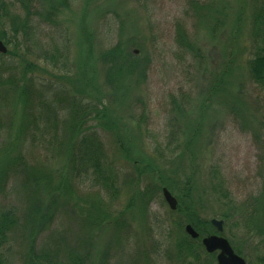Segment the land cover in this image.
<instances>
[{"label":"rangeland","instance_id":"374dc122","mask_svg":"<svg viewBox=\"0 0 264 264\" xmlns=\"http://www.w3.org/2000/svg\"><path fill=\"white\" fill-rule=\"evenodd\" d=\"M4 1L11 15L24 12L18 0ZM259 1L69 0L48 18L50 0H31L38 40L7 45L12 64L0 58V160L23 155L61 192L43 226L30 202L43 210L53 192L9 179L0 211L13 209L19 222L0 247V264H38L43 254L66 261L71 252L83 264H216L200 247V261L179 253L185 207L199 221L223 220L231 247L247 264H264V242L249 232L264 188V93L247 64ZM116 44L144 63L141 77L123 81L125 91L106 84L100 59ZM74 96L89 107L82 127L98 136L116 179L115 195L103 197L116 225L93 220L90 181L73 183V195L62 192L71 180L67 102ZM100 101L109 110L97 119ZM51 103L54 117L37 115ZM150 186L166 187L181 208L170 210L161 192L143 200L139 193Z\"/></svg>","mask_w":264,"mask_h":264},{"label":"trees","instance_id":"16d2710c","mask_svg":"<svg viewBox=\"0 0 264 264\" xmlns=\"http://www.w3.org/2000/svg\"><path fill=\"white\" fill-rule=\"evenodd\" d=\"M24 12L22 14L11 15L7 10V6L4 0H0V39L7 45H18L21 41L33 43L38 39L36 37L38 23L36 19L39 17V12L34 9L31 0H18ZM69 0H50L48 9L45 12V16L48 18H54L60 12L61 7L68 6ZM252 32L254 40L257 42L256 49L253 56L248 60V70L251 79L261 88L264 93V0H260L254 8L252 13ZM178 39L181 46L187 48L190 47L189 41L186 38L184 30L178 27L177 30ZM14 57L12 52L7 49L5 54H0L1 59H7L6 63L12 64L9 58ZM101 62L104 67V78L106 84L115 90L122 89L123 81L131 77L139 78L144 73V63L134 59V55L126 50H123L120 44H116L103 52L100 55ZM40 63V60L37 59ZM65 72V71H64ZM21 95L24 97L25 105L27 101L26 89L21 90ZM70 104V115L67 119L68 123V143L66 145L67 153L66 159L71 169V180L68 179L63 183L64 192L67 196L73 195V183L83 182L88 180L92 183V187L97 188L96 193L89 197L90 210L97 209V213L93 220L96 223H112L116 225L120 223L119 217L113 218L109 214L108 203L104 201V195L108 194L114 196L116 193V179L113 171L106 162L105 152L101 141L95 132L91 131L89 126L83 128V119L89 118V107L83 104V101L72 97L68 102ZM102 107L101 110L95 108L94 116L99 119L101 116L107 117L108 105L103 101L99 102ZM60 104V103H59ZM58 105V104H57ZM43 110L38 109L39 116H46V114L54 117L56 115L55 104L45 105ZM65 148V149H66ZM1 151V150H0ZM21 177L23 179V185L28 190L32 191L28 185L33 186V191L36 193L38 188L45 190L46 193L53 192V196L48 200V204L43 210L39 209V203H36L35 199L30 202V212L32 215L38 214V217L43 222V226L51 221L53 216L52 206L54 199L57 195L56 190L52 187L53 182L49 173L44 172L42 169L33 167L26 163L23 155H18L12 158H3L0 160V195H4L6 192L7 183L10 178L16 179ZM78 179V181H77ZM76 183V184H77ZM168 186V185H167ZM187 186V185H185ZM169 187V186H168ZM61 191L57 192L60 193ZM159 186L153 188L150 186L142 190L139 193L140 197L147 201L154 193H160ZM36 206V207H35ZM180 202L177 204L176 210L180 209ZM186 209V222L191 224L193 228L199 233V237L196 239L190 238L185 232L182 238L176 242L177 249L180 254L194 257L195 260L200 261V253L198 247H200L204 254L211 257L213 254H208L204 251L200 237L212 232V225L208 221H199L197 213L194 210ZM89 210L86 218H89L92 211ZM90 215V216H89ZM93 216V215H92ZM91 216V217H92ZM223 218H226V213H223ZM90 217V218H91ZM18 216L13 209H4L0 211V247L6 241L8 233L18 224ZM244 222V221H243ZM178 227H182V223H178ZM254 233L253 236H259L260 243L264 242V188L256 199L255 206L249 213V232ZM235 249V248H234ZM236 253H239L238 249H235ZM213 258V256H212ZM41 261L38 264H83L84 258L75 253H69L66 255V261H55L48 254L41 256ZM262 258V262H263ZM106 264V262L104 263ZM201 264H208L205 260Z\"/></svg>","mask_w":264,"mask_h":264},{"label":"water","instance_id":"95a60500","mask_svg":"<svg viewBox=\"0 0 264 264\" xmlns=\"http://www.w3.org/2000/svg\"><path fill=\"white\" fill-rule=\"evenodd\" d=\"M6 52L7 47L0 39V54H5ZM161 195L169 209L175 210L178 204L175 196L166 187L161 188ZM209 222L215 232L200 237V243L204 251L208 254H214L216 264H247L246 260L233 250L229 240L221 235L223 220L211 218ZM184 232L192 239L199 237V233L191 224L184 225Z\"/></svg>","mask_w":264,"mask_h":264}]
</instances>
